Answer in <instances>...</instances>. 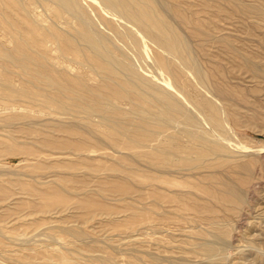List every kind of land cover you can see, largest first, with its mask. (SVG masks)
<instances>
[{"label": "rangeland", "instance_id": "rangeland-1", "mask_svg": "<svg viewBox=\"0 0 264 264\" xmlns=\"http://www.w3.org/2000/svg\"><path fill=\"white\" fill-rule=\"evenodd\" d=\"M151 4L191 43L201 84L174 72L173 86L157 44L99 0L66 10L53 0H0V264H264V0ZM87 22L106 57L127 69L113 63L112 77L88 50H73L85 47L73 35ZM126 30L141 55L115 33ZM22 53L44 67L23 71L12 60ZM35 69L109 100L90 114L47 107L42 95L57 92L41 88ZM125 79L147 100L162 89L179 101L182 90L194 100L211 94L223 129L206 122L205 105L185 109L225 149L196 167L176 161L168 122L148 117L160 107L125 98Z\"/></svg>", "mask_w": 264, "mask_h": 264}, {"label": "bare ground", "instance_id": "bare-ground-1", "mask_svg": "<svg viewBox=\"0 0 264 264\" xmlns=\"http://www.w3.org/2000/svg\"><path fill=\"white\" fill-rule=\"evenodd\" d=\"M53 1L57 3L59 10H66L70 7V5L74 0H53ZM99 1L103 5V7H105L108 10L107 12L121 16L122 19L125 21V23L129 22L137 25L142 33H144L149 39H151L152 42L154 41L157 44V46L162 50L161 52L164 54L166 60L168 58V66L166 65V62H164L162 66L165 68L168 67V74L170 75L169 81L173 86H175L176 88L178 86V84L175 83L174 72L185 73L195 78L198 84L202 83L200 67L197 64L195 56L192 54L193 47H191V43L189 44L187 43L188 41L186 42L185 40L180 38L175 33L173 28L170 25H168V23L162 17L157 16L155 14L153 6L151 4L152 0H99ZM90 22L92 23L93 21L90 19ZM89 23L88 22L81 23L79 25V29H76L73 35L75 41L79 39L84 43L85 47L83 48L78 47L79 49L73 47V50L74 51L88 50L93 57L100 59L101 61L100 65L103 68L107 69V71H109L107 73H109L110 76L115 77L116 72L114 70L115 67L112 66L113 63H116L118 66H120L123 69H127V66L122 59L114 60L106 57L102 49V43H103L102 39H104V37L102 36V34L97 33L94 29H92ZM142 28L145 31H143ZM115 33L120 37H122L124 41L130 39L132 42V46H137L136 51L138 55H141L143 53L144 50H142L143 48L140 46L141 44H139L140 40L136 36H134L129 30L115 31ZM44 39L45 38H42L40 39V41ZM141 40L143 42L142 38ZM12 60H14L16 65L19 66L23 71H27V72L30 71L29 63L35 64V66L38 67H44V65L41 62L33 61L29 58V56L23 53L19 57H12ZM37 70L35 69V74H32V77L42 84L41 88L54 89L57 92L56 96H51L48 94L42 95L43 96L42 101L46 103L45 105H47V107L48 105L54 106L60 112H64L67 114H72L74 113V111L76 112L75 107H78L82 113L90 114L93 111L101 112L103 110L102 107L103 102L105 100H109V97L104 96L101 93H97L94 89H90L86 86H83L82 88L76 87L74 84H71L69 80L64 79L63 81H58L57 79L50 77L47 72H40ZM130 73L132 76L138 75L137 72L133 70H130ZM123 84L124 85L120 87L123 88L124 90L125 98L129 96V92H132L138 96L137 99L141 100L142 102L149 103L151 107H155L156 109L160 107L161 110L159 109V112L153 113L151 111L150 116L148 117L154 121L159 120L160 122L163 123L168 122V129L170 130V133H168V154L174 157L176 161L180 162L181 164H184L186 163L187 160L190 159L199 160V162L195 164L196 167L197 165L202 164L205 161H208V159H212V158L215 159V157L218 155V151L225 149V145L219 142L217 140V137L216 139L213 137V135L215 134L214 132L212 135V133H210L211 131L209 128L208 131H205L196 125L195 119L193 117L194 114L191 115L186 110L187 108L184 105L185 102L192 101L195 105L194 108L198 110L202 109V105H205L209 109V114H207L205 117L206 122L208 124H211L216 129H223L224 116L220 111L221 108L219 109V106L217 105L214 97L211 94L206 92L204 98L200 100H194V99H190L188 94L182 90L183 95H181L182 97L181 99L183 100L179 101L177 100V98L174 97V95H172L169 92L167 94L166 91H163L165 89H162L157 93L158 95L155 96L153 99L147 100V98H145L143 93L136 88L135 82L132 79H125ZM44 86L45 88H43ZM11 89L10 92L12 91ZM33 94L41 95L39 93H33ZM112 94L119 97L121 96V93L119 92H112ZM162 113L164 114L168 113V116L166 118H161L160 114ZM101 116L102 118H105L103 117L104 115ZM199 122H201V119ZM205 252L209 256H215L218 253V249L216 247L210 246L205 249Z\"/></svg>", "mask_w": 264, "mask_h": 264}]
</instances>
